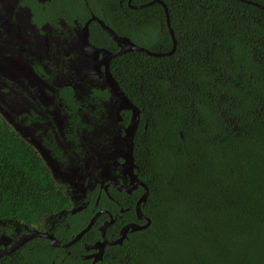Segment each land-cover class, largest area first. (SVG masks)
Instances as JSON below:
<instances>
[{
  "label": "flooded vegetation",
  "instance_id": "1",
  "mask_svg": "<svg viewBox=\"0 0 264 264\" xmlns=\"http://www.w3.org/2000/svg\"><path fill=\"white\" fill-rule=\"evenodd\" d=\"M191 4L196 9L202 6L197 0ZM165 6L174 32L195 28L173 25L174 18L180 16L170 11L165 0H0V116L42 160L49 158L52 169L46 166L67 195L66 206L45 216L38 226L0 219V264H13L17 254L37 247L39 238L52 246L48 237L38 235L10 253L3 252L33 229L67 242L96 212L106 210L93 224L98 232L93 242L82 236L68 247L54 246L61 250L54 252L50 262L62 264L65 254H74L96 264L112 245L105 246L102 259L97 261V249L90 245L103 239L100 226L111 216L114 221L106 228L108 240L118 238L124 225L145 224L150 218L142 209L147 199L140 203L143 217L137 213L138 200L146 189L149 196V186L140 172L136 149L139 135L148 128L147 111L159 101L168 102V77L172 74L164 58L175 50L166 54L172 43L168 47L167 40L156 38L159 31L170 35ZM104 24L143 50L132 48L114 55L128 45L114 39ZM200 26L206 30L222 28ZM208 45L192 49L199 55L202 51L208 54L213 51ZM189 53L192 55V50ZM120 56L128 57L127 72ZM208 67L187 76L178 73L183 85L178 97L192 110L196 109L193 99L185 97L198 92L199 81L215 104L216 71ZM241 76L243 94L253 97V110L264 122L263 52L257 57L256 70L243 67ZM252 82L258 87L257 94L249 87ZM233 101L230 92L228 105ZM133 117H137V125L130 136L127 128ZM225 120L230 130L237 129L231 115H225ZM104 198L110 208L100 206ZM115 223L118 227L108 233ZM73 229L76 232L72 233Z\"/></svg>",
  "mask_w": 264,
  "mask_h": 264
},
{
  "label": "trees",
  "instance_id": "2",
  "mask_svg": "<svg viewBox=\"0 0 264 264\" xmlns=\"http://www.w3.org/2000/svg\"><path fill=\"white\" fill-rule=\"evenodd\" d=\"M165 1L180 16L173 25L195 28L175 29V52L164 58L172 74L168 102L151 106L148 128L139 135L136 157L149 186L142 209L151 223L107 247L96 264H264V122L253 110V97L244 96L241 76L243 67L255 71L257 57L264 55V8L253 4L264 5V0H197L202 4L197 9L190 5L194 0ZM156 38L167 40L168 47L173 42L166 30ZM202 43L213 51L194 52ZM127 59L120 56L126 72ZM208 66L216 71L215 104L199 81L198 92L185 97L193 99L192 110L178 97L183 86L178 73L187 76ZM249 87L257 94L254 82ZM230 92L232 105L227 103ZM225 115L234 118L237 129L230 130ZM66 202L41 157L0 116V219L38 226ZM100 206L109 207L106 198ZM97 237L93 226L82 239ZM37 241L12 263L50 264L61 248ZM63 258L62 264H88L74 254Z\"/></svg>",
  "mask_w": 264,
  "mask_h": 264
},
{
  "label": "water",
  "instance_id": "3",
  "mask_svg": "<svg viewBox=\"0 0 264 264\" xmlns=\"http://www.w3.org/2000/svg\"><path fill=\"white\" fill-rule=\"evenodd\" d=\"M251 2V1H248ZM254 5H257L259 7L264 8V5L253 2ZM165 11H166V15H167V23L168 26L170 25V21H169V16H168V11H167V6H165ZM105 25V24H104ZM105 29L113 36L114 39H116L120 44H127V47H123L117 52L114 53V55H119L124 53L126 50L132 49V48H137V49H142L141 47L136 46L133 42H131L130 39L128 38H124L121 37L119 35L116 34V32H114L110 27H108L107 25H105ZM169 31L172 37V49L169 50L166 54H171L175 48H176V38H175V34H174V30L172 27L169 26ZM155 54V53H154ZM137 125V117L136 118H132L131 122L127 128L129 135L131 136L132 133L135 131ZM130 157H132L131 151H130ZM133 158V157H132ZM43 163L46 165H48L49 167H51V162L49 160V158L47 157H43ZM53 175L55 176L54 172ZM148 196V190L146 189V191L143 193V195L139 198L138 203H137V213L139 216H142V212L140 210V203L146 201ZM71 212H75V210H71ZM106 212V210H99L98 212H96L92 218L90 219V221L88 222V224L80 231L78 232L71 240L67 241V242H63L61 240H59L58 238H56V236H54L53 233H48V232H40L36 229H33L31 231V233H29L24 239L18 240L16 241L15 244H13L10 248L5 249L3 252L4 253H10L11 251L15 250L16 248H18L19 246H21L24 241L28 240L29 238L33 237V236H46L50 239V244L52 246H59V247H68L71 244H73L74 242H76L77 240H79L94 224V222L96 221L97 216H99L101 213ZM114 221L113 216L110 217V220H107L104 224H102L100 226V230L102 233V240H99L97 242H95L94 244L90 245V247L96 248L97 251L95 252V259L94 261H97L99 259H102L103 257V253H104V249L106 245H113V244H122L125 240V238L127 237V233L128 231H136V230H140V229H144L146 227H148L151 223V219L147 218V222L145 224H137V223H129L126 224L122 227L121 229V234L118 238L114 239V240H108L106 237V228L112 224V222ZM90 255H88L87 257H89Z\"/></svg>",
  "mask_w": 264,
  "mask_h": 264
}]
</instances>
